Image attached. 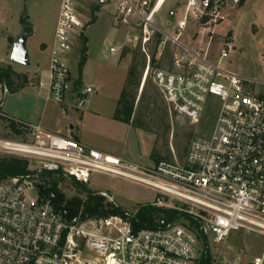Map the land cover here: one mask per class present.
Instances as JSON below:
<instances>
[{"label": "built area", "instance_id": "2783aa9c", "mask_svg": "<svg viewBox=\"0 0 264 264\" xmlns=\"http://www.w3.org/2000/svg\"><path fill=\"white\" fill-rule=\"evenodd\" d=\"M81 1L92 2L96 9ZM166 2L62 0L51 46L49 97L58 105L67 103L68 58L97 9L113 4L114 25L128 34L111 53H142L143 84L151 76L179 118L204 128L181 159L135 164L1 111L0 119L27 130L31 139L0 140V156L26 159L36 174L59 175L81 186L96 175L126 181L155 194V201L144 206L176 212L181 219L162 217L154 228L134 232L138 209L125 212V217H69L51 206L55 194L44 202L34 176L0 178V264H197L201 238L217 245L234 232L264 238V70L262 78L248 79L228 69L234 38L217 31L228 9L241 0H187L175 35L155 23ZM190 25L196 29L192 46L181 42ZM152 45L154 57L148 54ZM93 94V88L78 89L75 108L82 109ZM251 264H264V252Z\"/></svg>", "mask_w": 264, "mask_h": 264}, {"label": "rangeland", "instance_id": "374dc122", "mask_svg": "<svg viewBox=\"0 0 264 264\" xmlns=\"http://www.w3.org/2000/svg\"><path fill=\"white\" fill-rule=\"evenodd\" d=\"M81 2L85 7L96 9L92 2ZM57 3L58 0H0V62L15 67L17 70H28V67L11 61L14 45L8 44V37L15 38L17 34L24 31L19 22V13L22 16L24 11L29 17L33 34L26 43L31 68H34L36 61L42 66L50 61V54L44 51L42 44L47 41L50 34V25L56 15ZM186 3L187 0H167L155 18L156 25L175 35L174 25L184 16ZM114 9V5L111 4L104 9L97 10L96 20L85 30L87 42L84 55L86 61L91 62L90 70L86 76L81 79L83 69H79L84 37L80 39L73 54L68 58L69 69L79 78L81 89H85L90 83L89 73L98 75L100 70L98 61L108 63L123 61L119 71L122 80H126L129 68L132 65L135 66L136 85L130 87L129 91L136 96V119L141 122L145 130H142L144 133L133 132L130 157L129 154L125 155L130 159L127 157L123 159L143 166H153L154 163L150 156L154 154L156 158L160 157L166 161L179 160L186 153L190 142L203 134L204 128L200 124L191 125L188 121L179 118L165 102L151 76L143 84L146 58L142 53L139 51L124 52L123 60L120 53L111 54L110 50L122 45L128 34L126 29L114 27ZM81 11L87 13L86 9ZM169 22H171L170 25H168ZM218 32L222 36L228 34L234 38L235 50L227 62L228 69L248 79L262 78L264 70V0H246L243 5H239L235 9H228L225 21L219 26ZM195 33L196 29L190 25L187 33L181 38V42L192 46ZM218 48L220 49V47ZM148 54L155 56V46L150 47ZM29 91L26 95L32 93ZM26 95H23L24 104L28 105L32 102V98ZM2 97L4 96L2 95ZM90 99L91 96L88 100ZM97 99L99 104L105 102L104 99ZM3 101L2 99L1 102ZM86 108H89V103L84 109ZM61 115V109L54 102H50L46 107L41 126H65L70 129L82 117L80 112H72L69 117L64 118ZM30 139L29 134L22 132L21 135H15L10 129L0 124V140L27 141ZM0 158L6 157L0 156ZM153 159L155 158L153 157ZM29 168L30 171H33L35 165L30 162ZM37 175L38 178L39 174ZM83 187L89 192L112 198L113 203L123 211L130 213L154 202L156 197L153 192L144 188L101 175L94 176L90 184ZM59 188L68 199L72 197L85 198V193L79 191L69 179L61 182ZM207 243L214 264H251L264 252V238L256 233L246 231L234 232L225 242L218 245L211 240H207ZM201 249H203L202 245Z\"/></svg>", "mask_w": 264, "mask_h": 264}, {"label": "crops", "instance_id": "0c3cea01", "mask_svg": "<svg viewBox=\"0 0 264 264\" xmlns=\"http://www.w3.org/2000/svg\"><path fill=\"white\" fill-rule=\"evenodd\" d=\"M61 1L62 0H58L56 15L54 21L50 25V34L48 35L47 41L43 42L44 44H42V48L44 49V51L49 53L50 55H51V46L54 40ZM115 15L116 14L114 13V20H115ZM19 17L21 18L20 13H19ZM20 18H19V22H20ZM95 20H96V16H95ZM21 34H25V32L22 31L21 33L17 34L15 38L8 37V44L15 45L17 39ZM32 35L33 34H31V36ZM84 38L86 40L85 33H84ZM116 54H112V55H116ZM121 56L123 60L124 59L123 54H121ZM122 62L123 61H116V62L114 61V63L111 62L108 63V62L98 61L100 68L98 75L96 76L92 74V72L89 73L91 77L89 80L90 83L88 84V88H93L94 94L91 95L90 100H88L90 96L87 98V102L82 107V109H77L74 106L73 95L76 93L78 89L82 88V86L80 84L79 78L74 74H72L71 72V93L67 103L64 105H58L55 103L61 109L62 118L69 117L70 113L72 112L82 113V117L80 118V121L77 122V124L72 125L70 129L66 128L65 126H46V127L41 126V123L44 120L46 107L50 102H53L49 97L50 94L49 61H47V63L44 66H42L39 62L36 61L34 68L33 67L31 68V62L29 61V65L25 66L28 67V70H23V71L17 70L15 69V67L10 66L13 69V71L16 72L17 74L26 76L29 83L26 87L20 89L19 91L8 94L3 93L2 87L0 85V92H1L0 111L3 113V115H5L10 119L18 120L22 123H26L33 126H39L44 132L49 134L61 135L64 137L72 138L80 142L81 144L94 148L106 155L125 158L127 157L125 155L129 154L128 156L130 157L131 136L134 131L136 132H143V131L139 129H135L132 124H126L115 119V111L117 108V104L127 80V78L126 80H122V76L119 73L120 65L123 64ZM90 64H91L90 61H86L80 77L81 79H83L86 76V73L89 72ZM3 66H7V65H5L1 61L0 67ZM28 91L32 93H28L29 95H26ZM2 95L4 97H2ZM23 95L30 96L32 98V102L29 103L28 105H25ZM97 98L104 99L105 102L99 104ZM2 99L4 100L3 102H1ZM88 103H89V108L84 109ZM153 157H154L153 155L150 156V158L153 160V163L159 162L157 161L156 157H154L155 159H153Z\"/></svg>", "mask_w": 264, "mask_h": 264}, {"label": "trees", "instance_id": "16d2710c", "mask_svg": "<svg viewBox=\"0 0 264 264\" xmlns=\"http://www.w3.org/2000/svg\"><path fill=\"white\" fill-rule=\"evenodd\" d=\"M246 0H241L240 6ZM95 18H93V22ZM20 23L23 30L27 34H32V27L29 23V17L24 11L20 18ZM86 52V40L83 39L82 58L79 64V69L82 70L86 63L84 53ZM136 69L131 66L128 70L127 80L123 92L119 98L117 108L115 111V119L132 124L133 127L145 130L135 115L136 96L129 91L130 87L136 85ZM26 76H22L13 71L10 66L0 67V85L3 93L7 90L8 93H15L28 85ZM5 94V93H4ZM0 124L10 129L15 135H21L22 132L28 134L27 130H22L10 121L0 119ZM155 157V154L153 155ZM157 161H162V158H156ZM30 161L18 158H0V178L1 179H25L28 176L32 177V181L39 189L41 198L44 202L50 200V194H55V198L50 200L51 206L56 211H67L69 217L82 216L83 218H108V217H125V211L119 208L115 203L107 200V197L101 194L92 193L86 190L85 187L71 181L72 184L79 190L85 193V198L72 197L68 199L66 195L60 190L59 184L66 180V178L54 175L51 173H40L37 178L36 172L30 171ZM38 179V180H37ZM41 179V180H39ZM164 217L167 221H178L181 216L176 212L164 211L150 206H142L138 209L136 216L132 220V227L134 232L141 230L152 229L155 227L156 221ZM193 224V222H191ZM203 249L200 253V258L197 264H214L213 257L208 247L207 239L201 238Z\"/></svg>", "mask_w": 264, "mask_h": 264}, {"label": "water", "instance_id": "95a60500", "mask_svg": "<svg viewBox=\"0 0 264 264\" xmlns=\"http://www.w3.org/2000/svg\"><path fill=\"white\" fill-rule=\"evenodd\" d=\"M30 36L31 34L25 33L17 39L14 45V48H13L12 55H11V61L13 63L22 65V66L29 65L26 43Z\"/></svg>", "mask_w": 264, "mask_h": 264}]
</instances>
